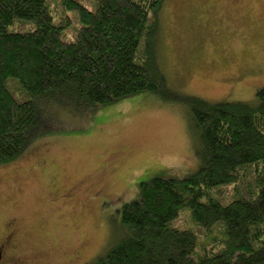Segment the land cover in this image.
Listing matches in <instances>:
<instances>
[{
    "label": "trees",
    "instance_id": "16d2710c",
    "mask_svg": "<svg viewBox=\"0 0 264 264\" xmlns=\"http://www.w3.org/2000/svg\"><path fill=\"white\" fill-rule=\"evenodd\" d=\"M164 1L0 0V166L52 112L87 118L171 96L156 43ZM175 97L198 134V168L137 183L120 239L84 264H264V86L247 102Z\"/></svg>",
    "mask_w": 264,
    "mask_h": 264
},
{
    "label": "rangeland",
    "instance_id": "374dc122",
    "mask_svg": "<svg viewBox=\"0 0 264 264\" xmlns=\"http://www.w3.org/2000/svg\"><path fill=\"white\" fill-rule=\"evenodd\" d=\"M158 18L172 97L142 93L87 118L52 112L0 166V237L11 232L14 264L95 260L120 239L118 211L137 183L198 168V134L175 94L247 102L264 86V0H165Z\"/></svg>",
    "mask_w": 264,
    "mask_h": 264
},
{
    "label": "flooded vegetation",
    "instance_id": "af4514ba",
    "mask_svg": "<svg viewBox=\"0 0 264 264\" xmlns=\"http://www.w3.org/2000/svg\"><path fill=\"white\" fill-rule=\"evenodd\" d=\"M11 232H4L0 237V264H14L15 255L18 254V250L11 240Z\"/></svg>",
    "mask_w": 264,
    "mask_h": 264
}]
</instances>
